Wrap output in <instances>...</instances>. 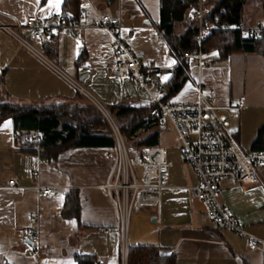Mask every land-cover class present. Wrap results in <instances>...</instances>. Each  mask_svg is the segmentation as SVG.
Here are the masks:
<instances>
[{"label": "crops", "instance_id": "crops-1", "mask_svg": "<svg viewBox=\"0 0 264 264\" xmlns=\"http://www.w3.org/2000/svg\"><path fill=\"white\" fill-rule=\"evenodd\" d=\"M88 2L95 13L80 11L79 0H60L59 8L53 6L55 0L53 4L49 0H0V17L8 25L23 23L30 16L51 20V34L42 31L37 40L30 32L20 34L47 62L86 90L120 129L125 122L113 118L116 107L149 110L151 104L133 81L115 78L110 72L111 37L94 28L95 14L118 18V32L136 57L149 59L157 67L156 78L166 87L163 101L194 104L196 83L214 90L213 105L227 118L233 142L244 152L252 151L257 132L264 125L261 55L234 53L220 60L215 52L208 53L201 69L195 62L187 63L185 82L169 96L175 61L157 27L160 0ZM60 15L67 18L65 26L52 18ZM243 22L247 26L264 22V0H245ZM77 29L82 31L81 39L75 37ZM47 62L0 29V99L5 97L22 106L57 105L74 113L92 108L100 113ZM238 99L243 106L231 117L236 119L231 125L224 109ZM158 129L156 146L166 149L172 168L159 207L130 214L128 249L156 248L160 256L172 259L171 264H264V248H248L245 238L208 221L202 204L189 195L188 188L197 185L198 178L177 146L176 130L160 125ZM153 130H139L133 141ZM14 132L10 119L0 123V184L10 180L16 184L0 191V264H121L120 216L114 192L105 189L114 166L108 156L111 148L70 147L55 151L53 156L45 152L39 163L22 139H17L22 148H13ZM124 140L130 145V140ZM38 187L51 188L53 195H42ZM220 187L221 202L248 233L264 241V187L234 185L225 179ZM32 237L37 240L32 241ZM35 251L38 254L33 256Z\"/></svg>", "mask_w": 264, "mask_h": 264}, {"label": "built area", "instance_id": "built-area-1", "mask_svg": "<svg viewBox=\"0 0 264 264\" xmlns=\"http://www.w3.org/2000/svg\"><path fill=\"white\" fill-rule=\"evenodd\" d=\"M213 1L197 0L196 5L186 11V21L196 22L198 26L195 36L198 49L195 52L184 53L179 58L171 51L175 66L195 62L200 69L204 67L205 62L200 47L213 30L234 29L247 38H259L262 35L264 22L255 26H247L244 22L229 26L221 22L219 14L212 13ZM79 3L80 11H94L88 0H79ZM223 13L220 11V15ZM52 18L63 26L67 24V18L63 15ZM50 22L51 20L43 21L30 16L23 23L14 21L13 25H8L0 17V29L47 62L20 33L30 32L32 39L37 40L41 37L42 31L52 33ZM119 27L118 18L108 14H95L94 28L106 31L111 37L110 51L113 54V61L110 64L111 74L118 79L133 81L137 89L150 98L149 116L156 119L160 126H171L176 130L180 152L198 178L197 185L188 188L190 197L202 204L205 215L212 225L245 238L248 248H264V241L248 233L238 218L221 202L220 187L224 179L234 185L264 187V151L244 152L233 142L232 135L228 131L227 118L223 114H218V109L213 105L215 91L201 83H196L197 100L192 105H172L163 101L161 95L165 93L166 87L156 78L157 67L149 59L140 60L136 57L120 36ZM74 33L77 39L82 38L81 30L77 29ZM52 68L96 105L112 133L114 146L108 156L113 160L114 166L110 174L111 183H108L105 189L114 192L115 195V207L120 216L118 227L120 260L121 264H127L129 216L145 207H159L160 195L167 188L172 163L169 162L167 151L162 146L130 149L106 109L61 70L53 66ZM242 106L243 101L238 99L224 111L230 117H235ZM17 136V132L12 134L13 148L20 150L22 146L17 143ZM40 141L41 136L37 133H29L23 137V145L34 151L39 163L42 162L45 153ZM15 186V181L10 180L5 185L0 184V191ZM38 191L45 196L53 195V190L49 187H38ZM31 240L36 241L37 237H32ZM37 254L38 252L35 251L33 256Z\"/></svg>", "mask_w": 264, "mask_h": 264}, {"label": "trees", "instance_id": "trees-1", "mask_svg": "<svg viewBox=\"0 0 264 264\" xmlns=\"http://www.w3.org/2000/svg\"><path fill=\"white\" fill-rule=\"evenodd\" d=\"M197 0H160L161 32L170 50L176 57L184 53L195 52L198 45L195 39L197 23L187 22L186 11L196 5ZM77 6V2L75 3ZM245 0H214L212 13L219 14L220 21L235 26L243 22ZM76 8V7H75ZM220 11L224 13L220 15ZM203 57L215 52L220 60H226L234 53H255L264 58V31L259 38H247L234 29L213 30L200 47ZM187 63L176 65L168 95L177 93L185 82ZM2 94V91L0 92ZM0 94V97H1ZM3 99V100H2ZM4 101V102H3ZM113 118L119 122L124 119L120 130L125 139L131 141L130 149L156 146L159 136V124L149 116L148 109H128L116 107ZM89 108L82 113H74L57 105L22 106L0 99V123L10 119L18 138L22 139L31 132L39 133L40 145L45 148V155L52 156L55 151L70 147L114 146V139L107 122L98 111ZM154 129L142 139L136 137L139 130ZM99 133L95 136V133ZM251 152L264 151V125L257 132L251 146ZM172 259L160 256L156 248L129 247L128 264H171Z\"/></svg>", "mask_w": 264, "mask_h": 264}, {"label": "snow or ice", "instance_id": "snow-or-ice-1", "mask_svg": "<svg viewBox=\"0 0 264 264\" xmlns=\"http://www.w3.org/2000/svg\"><path fill=\"white\" fill-rule=\"evenodd\" d=\"M49 3L53 4V0H49ZM53 6L59 8L60 0H55V3L53 4ZM213 55H215V53ZM165 79H167V77H165Z\"/></svg>", "mask_w": 264, "mask_h": 264}, {"label": "rangeland", "instance_id": "rangeland-1", "mask_svg": "<svg viewBox=\"0 0 264 264\" xmlns=\"http://www.w3.org/2000/svg\"><path fill=\"white\" fill-rule=\"evenodd\" d=\"M3 100V99H2ZM4 102V101H3ZM90 109H92V108H90ZM223 113H225V112H223ZM226 114V116H227V113H225ZM228 121H229V123H231V125H233L234 123H235V121H236V119L234 120V119H232L231 117H228ZM177 146H178V148H179V143L177 142Z\"/></svg>", "mask_w": 264, "mask_h": 264}]
</instances>
